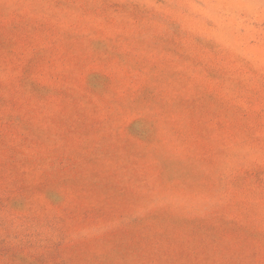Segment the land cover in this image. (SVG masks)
<instances>
[{
    "label": "rangeland",
    "instance_id": "obj_1",
    "mask_svg": "<svg viewBox=\"0 0 264 264\" xmlns=\"http://www.w3.org/2000/svg\"><path fill=\"white\" fill-rule=\"evenodd\" d=\"M0 264H264V0H0Z\"/></svg>",
    "mask_w": 264,
    "mask_h": 264
}]
</instances>
